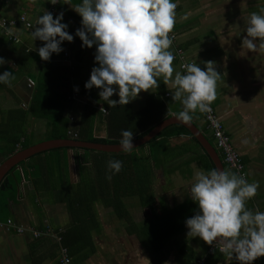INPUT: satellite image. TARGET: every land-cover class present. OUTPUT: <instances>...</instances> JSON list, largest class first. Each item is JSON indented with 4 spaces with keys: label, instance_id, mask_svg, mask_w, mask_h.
<instances>
[{
    "label": "crops",
    "instance_id": "obj_1",
    "mask_svg": "<svg viewBox=\"0 0 264 264\" xmlns=\"http://www.w3.org/2000/svg\"><path fill=\"white\" fill-rule=\"evenodd\" d=\"M79 2L80 0H72L73 5ZM176 3V23L172 33L178 35L177 45L185 50L188 59L200 63L201 68L205 67L203 61L212 60L217 71L221 72L217 82V96L212 104L245 162V178L249 182H259L257 194L246 202L247 207L264 211V180L258 178L259 175L264 176V47L253 51L242 44L246 35L248 15L251 12H260L264 8V0H176ZM49 4L48 0H5L0 8V21L3 18L19 21V25L9 27L20 34L19 41H12L0 30V56L8 61L0 66V72L7 69L12 71L15 77L11 86L0 84V164L8 158L10 148V144L4 141L5 136L17 135V132L4 135L2 131L10 124L13 126V121L18 125L20 118L16 110L30 106L35 90L33 76L40 75L43 65L40 57L26 58L24 54H19L20 46H25L28 50L34 46L38 48L44 43L39 39L32 41L30 31L33 29H27L20 20L25 16L35 24L38 15L47 10ZM60 11L64 12V22L69 23L68 31L73 34L74 39L72 42H62L63 51L54 53V63L78 67V75L73 79V84L78 85L89 79L92 67L98 63L94 61L95 45L82 48V41L75 36L76 28L81 27V17L67 4L58 3L54 16ZM174 46L175 43H172L170 50L175 56ZM65 55L70 59L68 62H64ZM173 66L175 71L182 72L180 60L176 56ZM31 81L34 83L33 88L29 87ZM160 85H165L166 96L170 97L165 99L162 95V98L171 104L170 117L182 110L181 102L172 100L171 91H174V88L171 78L165 84L160 77L158 87L149 91L142 90L138 97L128 104L115 107L128 110L123 124L135 117L131 111L141 110L149 96L160 92ZM96 91L99 93L97 87ZM84 98L82 94H78L76 103L66 109V115H73L78 119L85 103ZM111 98L118 99V95L114 93ZM172 106L175 107L174 110ZM159 116L135 117L133 133L147 130ZM192 121L216 147L224 166L227 165L225 169L236 172L225 162V156L222 158L223 153L214 143V136L208 127L205 114L197 111ZM25 122L28 137L37 143L40 142L37 136L40 132L47 131L48 121L30 114ZM34 122L44 124L39 127L44 129L36 131ZM97 128L99 129L100 125ZM107 132L104 123L99 134L106 136ZM157 140L150 144L149 141L123 153L122 156L115 157L110 153L106 156L107 161L121 158L126 160L129 156L139 158L145 161L154 173L153 182L157 195L150 208H143L139 197L123 199L132 214L130 220L117 214L113 207L105 205V201L116 197L114 183L109 180L104 184V188L99 189L107 193L98 194L93 214L82 215L80 225L77 217L80 214H77L75 221L68 209L66 197L70 192L69 188L76 186L80 181L83 169H87L85 166L88 162L84 160L83 151L70 152L73 163L69 170L73 184L65 178V183L58 182L53 188L52 182L44 178L37 179L35 161L38 157L19 166L18 170L23 175L19 191L14 198L2 204L0 211V264H59L64 242L69 243L73 250L72 264H195L201 257L205 258V264H240L234 258L230 259L221 253L219 245H209L200 237L187 236L186 225L182 231L168 239L162 238V230L168 233L171 228L173 217L169 212L191 200L189 195L179 198L177 181L180 178L191 180L187 183L190 187L194 173L198 169L207 171V163L202 155L203 150L194 145L190 136L161 137ZM244 140H247V143H243ZM95 153L97 152H91L89 159L98 158ZM75 155L78 157L76 161ZM44 156L43 161L48 155ZM156 217L161 219L158 224L162 230L154 225L152 231L160 232L161 236L147 240L140 235L141 228H146L150 218L154 220ZM76 224L77 230H74ZM19 228L24 231L20 232ZM34 232L40 236L36 237ZM212 247L214 249L210 251ZM252 264H264V256L257 258Z\"/></svg>",
    "mask_w": 264,
    "mask_h": 264
},
{
    "label": "clouds",
    "instance_id": "obj_2",
    "mask_svg": "<svg viewBox=\"0 0 264 264\" xmlns=\"http://www.w3.org/2000/svg\"><path fill=\"white\" fill-rule=\"evenodd\" d=\"M48 2L67 4L81 17V27L76 28L75 36L82 41V48L95 45L94 61L98 62L84 86L86 89L97 87L99 99L109 107L128 104L142 90L158 87V78L162 77L165 84L171 78L172 100L180 101L183 106L174 115L176 120L190 124L197 111H212L221 76L215 62L203 61L204 68L200 63H186L181 66L184 72L175 71L173 66L175 56L170 50L173 37L169 34L176 23V0H80L75 5L72 0ZM30 28L32 41L39 39L44 43L28 51H37L44 61L50 60L53 53L63 51V41L74 39L68 31L69 23L64 22L63 11L54 16L45 9L34 25L29 24ZM0 30L19 41L20 34L6 27V22H0ZM245 32L242 44L248 50L264 47V8L248 15ZM5 63L8 61L0 56V66ZM13 79L12 71L0 72V84L11 86ZM74 90L78 91V86ZM114 93L118 99L111 98ZM216 124L213 119V125ZM119 146L123 152L134 148L133 131L121 130ZM122 166L120 160H109L110 172L106 178L111 180ZM258 188V181L249 182L243 174L230 169L196 171L188 195L196 203L197 211L185 219L186 235L200 237L209 245H219L221 253L240 264H252L264 256V211L249 209L246 204L255 197Z\"/></svg>",
    "mask_w": 264,
    "mask_h": 264
},
{
    "label": "trees",
    "instance_id": "obj_3",
    "mask_svg": "<svg viewBox=\"0 0 264 264\" xmlns=\"http://www.w3.org/2000/svg\"><path fill=\"white\" fill-rule=\"evenodd\" d=\"M3 2L5 3V0H0V8L4 5ZM56 8L57 4H49L47 10L54 13ZM22 17L20 20L21 22L23 21ZM16 23L19 25V21H16ZM23 25H26L25 22H23ZM19 49V54H24L26 58L36 57L39 59L37 52L28 51L25 46H20ZM69 60V57L65 55L64 62H68ZM42 62L43 65L40 75H37L35 78L33 77L35 80V90L30 106L28 108L21 107L16 110V112H18L17 115H19L20 118L18 125H16L15 121H13V126L10 124V127L8 126L2 131L4 135H9L10 133L13 135L17 132L15 137L11 135L12 137L5 136L4 138V141L10 144V148L7 153L8 157L21 149L37 143L34 139L28 137L27 129L24 126L26 123L25 121L30 114H33L36 118L48 121L45 137L39 139L40 142L48 139L72 138L90 142L120 143L122 129H130L131 131L134 130V126H130L128 121H125V124L122 123L126 113L128 112L127 109L109 107L107 102L99 99L95 86L92 89L85 88L84 85L86 80L82 81L81 84L78 85L73 84V79L79 72L78 67H72L65 63H54V53L51 55L50 60H43ZM74 86H78L79 90H74ZM159 90L160 92L147 98V103L141 110L136 112L131 111L133 116L136 118L155 117L156 115H160L147 130L133 133V140L143 137L157 122L170 117V111H172V109L171 104L165 100L170 98L166 96L165 85H160ZM74 93L82 94L85 97V103L78 119H76L73 115H66V109L73 103H76V98H71ZM162 95L165 99L162 98ZM99 104H103L110 110V115L108 117H106L103 110L99 108ZM172 108L174 110L175 107L172 106ZM128 115H130V113L127 114V117ZM132 120H134V118H132ZM104 123L107 126L108 132L106 136H101L99 131L102 130ZM98 125H100L99 129L97 128ZM183 135L190 136L194 145L203 150L202 155L206 160L207 166L205 164V167L207 170L215 168V164L209 154L204 151L202 145L191 133V131L182 124H174L166 127L159 135L153 138L149 144L157 142V139L161 137L170 138L171 136L178 137ZM71 150H77V152L83 151L85 153L84 160L85 162H88L85 166L87 169H83L80 181L76 184V186L69 188L70 192L66 197L68 209L75 217V221H77L76 215L80 214V216H77L79 222L78 225H80L82 215L84 216V214H88V216H90L93 214L92 212L96 208V199L99 197L98 194L106 195L107 193L105 190L100 191L99 189L104 188V184H106L107 181L109 182V179L106 178L107 174L110 172L107 168L108 161L106 159V156L109 153L97 151L95 154L99 157L89 159L91 152H94L95 150L88 148L59 147L38 153L29 159L38 157L35 161V172L38 174L36 175L38 176L37 179L44 178V180L46 179L48 182H52V187L55 188V185L58 182L65 183V178H68L69 183L73 184L71 183L69 170L70 165L73 163V158L70 153ZM218 150L222 153L220 149ZM123 153L125 152L110 154L118 157L122 156ZM44 155H48L45 161L42 159V157H45ZM74 158L76 161L78 157L75 155ZM222 158H224L223 154ZM125 159L126 160L123 158L120 159V161L123 162V166L121 170L118 173L113 174L111 178V181L114 183L116 197L110 201H105L104 203L106 206L113 207L117 214L121 217L130 220L132 214H130V211L124 204L123 199L125 197H139L140 205L143 208H150L151 204L155 201L157 191L153 182L154 173L148 167L146 162L139 158L130 156ZM25 162H27V160L13 167L0 183V211L2 204H6L7 201H10L17 195L23 178V175L18 170V167L25 164ZM225 166L227 167V165ZM195 211H197L196 203L192 200H188L178 206L177 209L169 212L173 218L171 219V228L168 230V233L163 232L158 224L161 219L156 217L154 220L153 218H150V222L146 228H141L142 232L140 235L144 236L147 240L161 236L160 232L152 231V228L156 225L162 230V238L168 239L172 235L183 230L185 219L194 215ZM78 225L76 224L74 226V230H77L76 228ZM133 226L137 228L135 223H133ZM64 243L65 244H63L61 250V256L59 257V264H63L62 256L68 257L70 260L69 264H72L71 257L73 256V250L71 249V246H69V243ZM152 243L155 245L153 241ZM64 250H66V253H64Z\"/></svg>",
    "mask_w": 264,
    "mask_h": 264
},
{
    "label": "water",
    "instance_id": "obj_4",
    "mask_svg": "<svg viewBox=\"0 0 264 264\" xmlns=\"http://www.w3.org/2000/svg\"><path fill=\"white\" fill-rule=\"evenodd\" d=\"M180 123L186 126L191 133L197 138L204 150L212 158L216 168L225 169L223 160L221 159L216 147L210 142L208 137L202 130H200L197 125L191 121L190 124L182 123L174 116L164 119L156 126H154L146 135L141 138L133 140L134 148L139 147L143 144L148 143L154 137H156L163 129L171 124ZM59 147H76V148H88L95 151L107 152V153H119L123 152L120 150L119 143H100V142H90V141H81L72 138H57V139H48L38 143H35L23 150L17 151L16 153L10 155L0 164V183L7 173L15 166L20 164L23 161L28 160L32 156ZM133 148V149H134Z\"/></svg>",
    "mask_w": 264,
    "mask_h": 264
},
{
    "label": "built area",
    "instance_id": "obj_5",
    "mask_svg": "<svg viewBox=\"0 0 264 264\" xmlns=\"http://www.w3.org/2000/svg\"><path fill=\"white\" fill-rule=\"evenodd\" d=\"M22 20H23V22H25L26 27H28V28H29V24L34 25V23L32 21L28 20L25 16L22 17ZM0 22H6V26H8V27L10 25H14V24L16 25L17 24L16 21H8L6 18L1 19ZM12 23H14V24H12ZM169 35L173 37V43H175L174 47L176 49L175 56H176V58H178L180 60V66H182L183 64H186V63L194 62V60L188 59L186 57L185 50L182 47H180L179 45H177L176 34L171 32ZM9 39H10V37H9ZM181 69H182V72H184V69L182 67H181ZM29 87H31V88L33 87L32 81L29 83ZM77 94L78 93H75V95H77ZM100 108L103 111H106V109L103 106H100ZM211 109H212V111L210 113H204V114H205V118L208 122V127H209L212 135L214 136L215 141H216L217 148L220 149L222 151V153L224 154L225 162L228 163L237 173L243 174L246 177L245 166H244V163H243V160L241 158L239 151L233 145L232 138H231L230 134L227 132L225 124L221 121V119L217 113V110L213 104H211ZM209 117H211L212 119H210ZM213 119L217 122V124L215 126L213 125ZM19 231L23 232L24 230L19 228ZM34 235L36 237L40 236V234L36 233V232H34ZM216 246H218V245H216ZM213 247L210 248V251H212L214 249ZM64 253H66V250H64ZM65 261H67V264H69V262H70L68 257L62 256L63 264H65ZM205 262H206L205 258L201 257V258H198L196 260L195 264H205Z\"/></svg>",
    "mask_w": 264,
    "mask_h": 264
},
{
    "label": "rangeland",
    "instance_id": "obj_6",
    "mask_svg": "<svg viewBox=\"0 0 264 264\" xmlns=\"http://www.w3.org/2000/svg\"><path fill=\"white\" fill-rule=\"evenodd\" d=\"M26 26V25H25ZM27 29H29L28 27H26ZM31 29V28H30ZM178 36V35H177ZM37 76V74H35L33 77L35 78ZM76 96L78 97V94L77 95H75V93L72 95V99L73 98H76ZM80 97V96H79ZM100 106H103L104 108H106L103 104H99V108H100ZM101 109V108H100ZM139 110V109H138ZM104 113H105V116L106 117H108L109 115H110V110L109 109H107L106 108V111H103ZM136 112V111H135ZM75 117V116H74ZM73 117V118H74ZM45 120V119H44ZM141 120H143V119H141ZM129 121V124H130V126H134V124L136 123V120H135V117H134V120L132 121V120H128ZM42 125H44V124H42V123H38V122H34V126H35V129H36V131H42L44 128H39L40 126H42ZM100 135H102V134H100ZM45 137V132H40L39 134H38V136H37V139L39 140V139H42V138H44ZM214 143H215V141H214ZM94 152H97V151H94ZM196 168H198V167H196ZM200 170H204L205 171V169H198L197 171H200ZM258 178H260L261 180H264V176H261V175H259L258 176ZM191 180H189V181H187L185 178L183 179V178H180L178 181H177V183H179V185H178V189H177V191H178V194L180 195V197L179 198H183V197H185V196H187L188 195V193H189V189H190V187L188 186V184L187 183H189ZM171 183V182H170ZM185 190H186V192H185ZM133 198V197H132ZM132 204H134V203H132ZM137 204H139V203H136V205ZM180 246H181V244H180Z\"/></svg>",
    "mask_w": 264,
    "mask_h": 264
}]
</instances>
